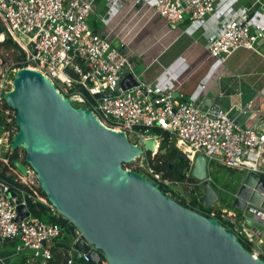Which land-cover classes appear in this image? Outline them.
<instances>
[{
  "label": "built area",
  "instance_id": "obj_1",
  "mask_svg": "<svg viewBox=\"0 0 264 264\" xmlns=\"http://www.w3.org/2000/svg\"><path fill=\"white\" fill-rule=\"evenodd\" d=\"M121 1L110 0L108 8H119ZM218 1L182 0L181 5L178 0H155L150 7L168 25L182 23L186 18L189 25L193 26L212 17ZM92 3V0H0V21L11 40L24 53V59L17 67L41 72L62 96L69 95L68 99L72 102L87 107L102 125L124 132L128 139L134 137L136 142L130 143L139 149H142V140H154L156 149L159 148L162 136L149 133L151 129H158L168 133L169 140L174 141L175 147L186 156L191 166L195 156L201 154L206 158L207 167L211 164L214 167L240 170L264 179V133L236 125L227 112L221 109L210 114L202 112L199 109L200 100L182 101L179 97H173L172 89L165 90L156 81L143 82L140 76L137 78L132 71L135 65L131 57L114 48L107 36L91 31L88 18ZM257 4L261 6L259 9L262 12L254 22L249 21V9L246 7L230 10L225 16L227 20L221 22L220 31V23L215 20L217 31L208 36L205 43L210 58L224 64L232 54L243 49L261 55L264 59L258 50L264 38V27L261 25L264 9L261 0H255L253 5ZM17 67L11 70L12 74L20 69ZM126 68L137 84L126 90L118 87L117 95L114 96ZM8 74V71L0 73L2 89L12 83L8 80ZM166 75L170 84L180 86L177 79L167 72ZM206 85H202L201 90ZM81 89L86 91L88 97L82 94ZM4 93L0 91V116ZM3 115L7 123L15 118V112L11 109L5 110ZM0 131L7 135L8 141L9 132H2L1 122ZM156 153L140 158L153 182L161 183L160 176L149 167L147 156L153 159ZM0 161L7 162L4 156L0 157ZM30 174L35 175L29 169L27 178ZM17 176L23 184L38 187L37 182H26L19 174ZM164 184L170 185L169 182ZM0 186V248L7 242L19 241L21 250L36 255L34 264H76L70 256L75 242L68 232L70 223L66 220V226L46 224L34 219L30 209H26L29 215L18 222L17 208L26 206L27 197L33 203H47L54 214L60 215L45 199H37L24 191H11L4 181L0 182ZM232 215H235L234 220ZM225 218L233 221L235 231L248 242L254 246L256 241L263 244V209L247 205L240 217L227 212ZM253 223L260 225L262 232L257 227H251ZM78 237L82 238L80 233ZM60 238L63 240L61 243ZM257 253L254 251L252 255L256 258ZM55 255H60L62 261L54 262ZM80 260L89 262L85 255ZM99 264L108 263L103 259Z\"/></svg>",
  "mask_w": 264,
  "mask_h": 264
},
{
  "label": "water",
  "instance_id": "obj_2",
  "mask_svg": "<svg viewBox=\"0 0 264 264\" xmlns=\"http://www.w3.org/2000/svg\"><path fill=\"white\" fill-rule=\"evenodd\" d=\"M143 5L138 0L135 7ZM122 75L114 96L118 87L126 90L137 84L127 68ZM2 100L15 112L17 133L10 151L25 154L23 161L11 165L22 178L33 171L48 203L70 223L74 263L85 255L92 264L103 259L108 264H264L217 220L180 205L142 172L123 169L157 151L154 140H142L139 149L124 132L102 125L89 109L73 107L47 77L30 68L15 71ZM206 107L211 112L220 109L204 98L199 109L205 112ZM260 130L264 133V123ZM206 169L205 156L196 155L190 176L205 188L198 203L212 208L217 195ZM25 203L17 208L18 222L33 204L28 197ZM247 205L264 210V179L252 173L245 174L231 208L241 213Z\"/></svg>",
  "mask_w": 264,
  "mask_h": 264
},
{
  "label": "crops",
  "instance_id": "obj_3",
  "mask_svg": "<svg viewBox=\"0 0 264 264\" xmlns=\"http://www.w3.org/2000/svg\"><path fill=\"white\" fill-rule=\"evenodd\" d=\"M109 1L92 0L88 25L94 33L107 36L113 47L118 50L124 47L123 53L143 65L140 79L156 81L165 90L172 89L182 101L209 99L227 112L236 125L261 131L264 123L262 56L240 49L221 64L210 58L205 49L206 38L217 31L215 20L220 23L217 24L220 31L221 22L227 20L225 16L233 8H248L249 21L254 22L262 12L260 5H253L255 0H219L212 17L193 26L186 18L182 23L168 25L152 11L150 5L155 0H142L144 5L140 9L135 7L138 0H122L120 7L112 10L108 8ZM261 2L264 9V0ZM261 25L264 27V17ZM258 50L264 55V38ZM166 72L177 79L179 87L168 82ZM205 83V89L201 90ZM205 112L212 113L211 108L206 107ZM17 243L7 242L0 248V264L36 263V255L21 248L14 249ZM6 245L13 247L15 252L6 249Z\"/></svg>",
  "mask_w": 264,
  "mask_h": 264
},
{
  "label": "trees",
  "instance_id": "obj_4",
  "mask_svg": "<svg viewBox=\"0 0 264 264\" xmlns=\"http://www.w3.org/2000/svg\"><path fill=\"white\" fill-rule=\"evenodd\" d=\"M0 37H3L2 40H0V49L5 50L7 52L11 53V56H13V62L15 64L19 65V63L24 59V53L21 51L20 47L14 43L11 38L9 37L5 27L2 25L0 21ZM17 68H20L19 66ZM4 71V70H3ZM3 72H1L2 74ZM82 90V94L86 97H88V94L86 91ZM66 98H70L69 95L65 96ZM72 106L75 108H87L83 107L77 102H72ZM9 108L5 105L4 102H2L1 105V116H0V122L2 124V132L8 131L11 133L9 135L8 139V149L3 153L4 158L7 160V162L0 161V182L4 181L6 182L10 187L11 191H24L33 197L37 199H45V196L41 193L39 187H34L29 184H23L20 182L17 172L12 167L11 162L13 160H19L23 161L25 154L23 153L20 155L19 150L10 151V144L12 142V139L14 135L17 133V128L14 123V119L11 123L6 122V118L3 115V112L5 110H8ZM14 131V133H12ZM150 134L162 136V141L159 145L158 151L155 154L154 158L151 159L150 155H147L149 157V167L153 170V172L156 175H159L161 178V183L155 181V183L158 185V188L167 196L171 197L174 201L178 202L182 206L190 207L194 210H196L199 214H203L207 216L208 218H213L217 220L222 227L225 229H228L232 231L236 236L238 241L241 243L242 247L248 251L251 254H254L255 246L254 244L248 242L244 237L239 235L235 231V225L233 223H230L226 220V213L229 211L224 212L223 210H227L228 207H231V204L225 208L222 209H216V208H204L202 205L198 203V199L194 197V191H190L189 193H178L171 189L170 185L164 184V182H169L170 184H185V185H194L199 183L197 180L191 178L190 172L192 170V166L190 161L186 158V156L181 153L174 145V141H170L168 138L167 132H161L158 129H151L149 131ZM130 142V141H129ZM161 151H164L165 153L162 154ZM131 164L123 165V169H129L135 172H139L138 170L130 168ZM214 167L213 165H209L208 168ZM218 168V167H217ZM230 175L237 174V171L244 172L240 170L235 169H228L223 167ZM245 173V172H244ZM149 178H151L149 175H146ZM152 179V178H151ZM153 180V179H152ZM213 180H216V177H213ZM212 180V182H213ZM212 187L214 190H218V187L214 184H212ZM18 190V191H17ZM190 197L187 199V197ZM48 202V201H47ZM48 206H44L42 202L36 201L32 204L30 208V214L34 219L40 220L46 224L50 223H58L61 226H66L68 223L66 220L62 219L60 216L52 214L48 210ZM50 209V208H49ZM262 247H264V242L262 244ZM257 251V250H256ZM257 258L264 262V252L262 250H258ZM62 261V257L60 255H55L54 262H60ZM88 264H92L88 262Z\"/></svg>",
  "mask_w": 264,
  "mask_h": 264
},
{
  "label": "rangeland",
  "instance_id": "obj_5",
  "mask_svg": "<svg viewBox=\"0 0 264 264\" xmlns=\"http://www.w3.org/2000/svg\"><path fill=\"white\" fill-rule=\"evenodd\" d=\"M1 39V38H0ZM115 48V47H114ZM116 49H118V47H116ZM166 58V56H164L161 59V62L164 61V59ZM134 63V68H133V74L138 78L142 72V70L144 69L143 65L140 64L137 60L133 61ZM17 67V64H15V62H13V56H11L10 52H7L5 50L0 49V73L1 72H6L8 71V80L12 81L14 74H12L11 70H13L14 68ZM4 70V71H3ZM143 81V80H141ZM144 82V81H143ZM11 89V85H7L6 87H4L2 89V87H0V91H9ZM14 133V131L12 132ZM9 135H11V133H9ZM9 138V137H8ZM7 139V135L1 133L0 131V157H3V153L6 151L7 147H8V141H6ZM134 137H129V141L130 142H136V140H134ZM158 151V150H157ZM20 155L23 154V152L20 151ZM131 166L130 168L138 170L139 172H142L145 175H148L146 172V167L144 162H142L141 158L139 159H135L132 163H130ZM207 172V181L208 184L210 186H212L213 182L214 184L218 187V190H214L215 194L217 195V201L215 202L213 208L216 209H222L225 208L224 204H227L226 207L230 204H232L233 199H234V195L236 194L239 186L241 185V182L245 176L244 172H239L237 171V174L235 175H230L223 167H210L206 169ZM213 177H216V180H213ZM28 179V180H27ZM24 179L26 182H28L29 180L32 181L34 184H36L37 180H36V176L33 174H30V177ZM213 180V182H212ZM171 189H173L174 191L178 192V193H189L190 191H194V197H196L197 199L199 197H201L204 194L205 188L203 186V183L199 182L197 184H192V185H185V184H170ZM187 199H189L190 197L186 196ZM44 201V199H42ZM43 203V202H42ZM43 205L46 207L47 203H43ZM230 211L231 212H235L236 215H238L239 217L241 216L242 212H236L235 210H233L231 207H228L227 210H223V211ZM49 212L52 214V210L49 209ZM251 227H257L259 229V231L262 232V227L256 223H253L251 225ZM263 239H264V235H263ZM60 243L63 241L61 238L59 239ZM255 251L262 249V244H258V242H255ZM3 247V246H2ZM1 247V248H2ZM6 249L12 250L13 252H15V250H13V247H11L10 245H6L5 246ZM17 247V249L21 248L22 245L21 243L18 241V243L16 244V246L14 247V249ZM29 253H31L32 255H34L33 252L31 251H27ZM78 262H82V261H78Z\"/></svg>",
  "mask_w": 264,
  "mask_h": 264
},
{
  "label": "bare ground",
  "instance_id": "obj_6",
  "mask_svg": "<svg viewBox=\"0 0 264 264\" xmlns=\"http://www.w3.org/2000/svg\"><path fill=\"white\" fill-rule=\"evenodd\" d=\"M22 178V177H21ZM23 179H25V178H23Z\"/></svg>",
  "mask_w": 264,
  "mask_h": 264
},
{
  "label": "flooded vegetation",
  "instance_id": "obj_7",
  "mask_svg": "<svg viewBox=\"0 0 264 264\" xmlns=\"http://www.w3.org/2000/svg\"><path fill=\"white\" fill-rule=\"evenodd\" d=\"M233 213H235V212H233Z\"/></svg>",
  "mask_w": 264,
  "mask_h": 264
}]
</instances>
